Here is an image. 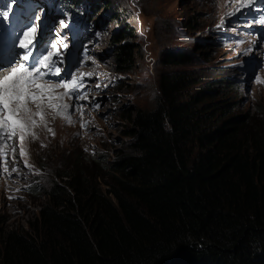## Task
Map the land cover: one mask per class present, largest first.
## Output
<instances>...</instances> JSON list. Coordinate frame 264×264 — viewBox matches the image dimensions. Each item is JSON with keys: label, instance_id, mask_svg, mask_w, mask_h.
<instances>
[{"label": "trees", "instance_id": "obj_1", "mask_svg": "<svg viewBox=\"0 0 264 264\" xmlns=\"http://www.w3.org/2000/svg\"><path fill=\"white\" fill-rule=\"evenodd\" d=\"M130 33L110 36L115 72L133 66ZM192 83L161 74L155 107L123 117L113 159L68 153L46 188L27 185L44 199L26 228L0 232V264H264V115L231 116Z\"/></svg>", "mask_w": 264, "mask_h": 264}, {"label": "rangeland", "instance_id": "obj_2", "mask_svg": "<svg viewBox=\"0 0 264 264\" xmlns=\"http://www.w3.org/2000/svg\"><path fill=\"white\" fill-rule=\"evenodd\" d=\"M90 1L98 4V9L89 15L90 37L79 30L76 48L82 45L81 50L87 46L90 50L87 68L91 85H96L94 98L99 105L92 114L91 132L87 134L76 123L67 125L48 114L22 134L23 140L22 135L17 138L11 154L24 176L15 184L0 175V232L26 228L27 221L37 218L43 195L39 189L38 195L28 193L26 186L38 183L46 188L50 172L59 171L68 153L90 156L100 152L105 153L107 160L113 159L128 140L123 131L129 123L123 117L155 107L159 95L157 78L161 74H180L195 80L190 91L215 92V100L235 106L231 116L264 115V83L257 82V78L264 81L263 58L244 44L231 47L218 43L217 26L229 27L233 23L230 17L235 8L231 0ZM105 1L108 5H104ZM111 12L117 16L111 18ZM51 16L65 18L62 13L53 12ZM188 24L199 29L193 31ZM126 27L131 36L122 43L132 48L133 66L127 73H117L110 36ZM257 42L253 40L259 45ZM166 52L174 57L182 54L187 63L164 65L161 55ZM240 65L252 66V74L240 71ZM223 79L232 81L225 84ZM251 119L247 124L254 122ZM81 161L86 164L85 159Z\"/></svg>", "mask_w": 264, "mask_h": 264}, {"label": "snow or ice", "instance_id": "obj_3", "mask_svg": "<svg viewBox=\"0 0 264 264\" xmlns=\"http://www.w3.org/2000/svg\"><path fill=\"white\" fill-rule=\"evenodd\" d=\"M245 2L250 4L252 0H241L242 5ZM8 16L9 12L7 10L0 11V17L7 19ZM256 23L264 25V17L256 20ZM61 24H63V21H61ZM34 31L31 24H29L28 27L21 32L20 36L17 37L16 46L22 50L19 53V59L22 61L19 68L14 66L16 63L15 60L0 64V71H3L5 67H11V72L3 78H0V139L5 137V135L11 139L17 128H19L21 132L24 131L26 121L17 118L20 106H23L27 119L31 120V110L27 108V103L30 101L35 102L38 99L35 93L30 92V88L35 86L37 89L44 90L45 86L43 84H37V80L47 75H59L60 73L59 69H56L55 73L49 71L56 61L47 53V49L36 54L37 43H34V38L31 34ZM52 55L56 54L54 53ZM82 79L83 77H81V80ZM257 82L264 83V81H260L259 78H257ZM61 83H63L66 89L70 90L61 94V99L65 94L72 95L76 100L81 99L78 93L79 89L83 87V84L80 83V81H77L73 77L70 80L61 81ZM13 105H16V107H13ZM60 107L67 109L69 106L61 105ZM94 107L98 108L99 105H94ZM69 122H71L70 119ZM23 138L22 135L21 140H23Z\"/></svg>", "mask_w": 264, "mask_h": 264}, {"label": "bare ground", "instance_id": "obj_4", "mask_svg": "<svg viewBox=\"0 0 264 264\" xmlns=\"http://www.w3.org/2000/svg\"><path fill=\"white\" fill-rule=\"evenodd\" d=\"M95 5H96V3H94L93 4V7L95 8ZM96 9V8H95ZM54 13H62V14H64V10H63V8H61V9H58V10H56V11H54ZM76 30H77V32L79 31V30H81L80 29V27H76ZM76 46H78V43H76ZM82 45H80L79 46V48H78V50H81L82 49ZM87 47H84V49L83 50H85ZM81 68H83V67H81ZM88 73H90L89 71H88Z\"/></svg>", "mask_w": 264, "mask_h": 264}, {"label": "clouds", "instance_id": "obj_5", "mask_svg": "<svg viewBox=\"0 0 264 264\" xmlns=\"http://www.w3.org/2000/svg\"><path fill=\"white\" fill-rule=\"evenodd\" d=\"M113 13L117 15V13H115V12H112L111 14H113ZM111 18H114V17L111 16ZM87 71H89L88 68H87ZM117 73H118V72H117ZM90 85H91V82H90Z\"/></svg>", "mask_w": 264, "mask_h": 264}]
</instances>
